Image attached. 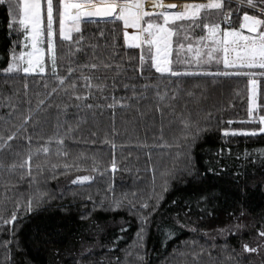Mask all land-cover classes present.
<instances>
[{"label": "trees", "instance_id": "16d2710c", "mask_svg": "<svg viewBox=\"0 0 264 264\" xmlns=\"http://www.w3.org/2000/svg\"><path fill=\"white\" fill-rule=\"evenodd\" d=\"M53 1L55 26L58 28L55 11L58 0ZM237 1L224 0L225 9H232L231 26L236 28L242 22L244 11L256 14L247 6H240ZM201 17L202 21L198 22H222V14L215 9L203 10ZM185 27H188L186 22ZM205 31L194 28L192 35H204ZM24 36L25 32L18 21H11L7 3H0V121L9 112V108L3 103L4 97L12 96L14 102L17 97L21 100L31 97L35 107L36 93H44L45 83L51 87L50 71L45 74L3 73L2 69L11 62V52L15 50L17 55L21 52ZM175 39L173 37L171 57L174 61L178 54L183 59L181 52L177 53ZM210 67L211 71H217L215 62ZM220 70H224L222 65ZM255 71L259 72V69ZM80 74L77 73L78 76ZM82 74L93 76V84L106 85L103 91L92 89V95L86 101L93 105L92 109L83 107L85 101L69 99L61 93L51 100L52 107L45 108L38 114L35 123L30 124L19 139L10 142L8 150L0 151V162L4 165L0 168V196L4 195L5 185H14L15 187H8L7 195L15 194L17 198L27 199L33 191L29 187L28 178L20 179V170L9 171L8 166L14 162H22L29 152L34 153L37 148L45 146L49 138H52V143L47 144L50 155L33 156V166L39 162L45 165L46 172L50 164L75 163L79 166L66 173L61 169L56 179H49L46 186L41 185L52 194V199L46 201L38 211L23 217L17 213L18 219L14 224L0 226V242L12 241L7 245L11 257L8 261L5 260V247L0 246V264H88L89 261L91 264H115V257H120L123 264L125 250L133 241L138 221L126 208L112 210L107 200L101 208L98 202L105 195L109 199L113 195L119 198L121 193L131 194L148 188L153 167L159 168L160 127L163 123L165 139H170L169 121L172 116L164 104L157 107L155 89L149 87L145 90L142 87L145 84H158L161 92L165 88L179 89L180 100L174 102L177 106L187 101L189 110L194 115L198 113L203 118L205 114L211 113L206 124L207 131L197 140L192 152L196 171L206 175L194 178L184 176L180 181H172V188L165 193L154 220H167L177 210L170 203L173 199L178 202L188 198L195 200L200 194H207L208 190L216 197L207 206L210 215L198 212L191 216L193 227L200 229L197 233L177 229V235L166 240L154 222L145 239L146 264H170L172 250L190 241L197 242L193 251H199V246L211 250L213 260L210 261L205 255L201 257V264H214L217 260L222 264H264V238L259 236V232L264 230V158L260 156V150L264 149V133L225 135L223 132L225 128L249 132L261 127L258 117L264 115V77L258 78V107L253 113V120L249 115V78L245 76L174 77L158 73L155 68L145 70L142 75L140 72ZM95 77L103 79L96 80ZM77 84L79 94L85 95L87 90L83 87L84 81L77 80ZM197 84L201 86L200 89L193 87ZM134 91L137 97L143 98H135ZM187 91L196 92V97L189 98ZM25 93L28 94L27 97ZM113 96L117 103L115 107H108L114 101L105 97ZM125 97L129 99H121ZM121 103L131 107H122ZM76 104L81 106L75 107ZM20 108L26 112L27 105L21 104ZM160 110L164 113L163 120ZM138 112H143L144 115L141 117ZM228 121L232 123L229 124ZM18 123V120L9 125L0 122V133L7 135L10 130H15L14 125ZM68 129L71 131L65 135ZM26 136L31 137V143L24 138ZM60 137L64 138L63 148L55 142ZM221 149L222 154H218ZM58 150L68 151V157L58 156ZM81 155L89 159H79ZM93 156L102 175L91 170L90 158ZM113 156L118 165L114 173L110 168L105 171ZM209 168L214 169V173L208 172ZM33 171L35 172L34 167ZM237 173L240 174L239 177ZM77 175H92L95 179L85 182L83 186L72 185L70 182ZM109 184L112 185L111 192L107 191ZM89 196L92 200L88 199ZM93 201L97 202L95 209ZM14 203L15 199L5 203V210L2 212L5 217L11 215ZM241 205L244 209L243 216L240 214ZM200 208H205V205L201 204ZM124 221L128 222L127 225L123 224ZM237 224L240 225L239 228L236 227ZM122 225L127 227L126 232H120ZM221 228H229L230 231L219 234L218 230ZM12 229L15 236L10 235ZM119 236H123V239L117 240ZM113 241L116 242V247L112 246ZM244 243L253 248L260 245V248L257 252L248 253L242 248ZM212 245L217 247L213 248ZM224 245L228 246L227 253L218 250ZM85 248H91L92 254L82 258L80 253ZM224 255H231L234 259L223 261Z\"/></svg>", "mask_w": 264, "mask_h": 264}, {"label": "snow or ice", "instance_id": "6c2138e0", "mask_svg": "<svg viewBox=\"0 0 264 264\" xmlns=\"http://www.w3.org/2000/svg\"><path fill=\"white\" fill-rule=\"evenodd\" d=\"M231 2V0H229ZM0 3H7V10L10 14V19L13 23L18 21L20 28L25 32V40L31 38V48L29 52L21 51L18 55L13 50L10 56V63L2 69L5 74H29L39 71L45 73L46 67L44 58L46 51L50 59V76L51 87L48 83L44 84V93H36L37 103L35 107L32 105L31 97L26 100L16 98L15 102L12 96L4 97L3 103L9 108V112L3 121L5 125L12 124L13 121L18 120L19 123L14 125L15 130H10L7 135L0 133V151H5L10 148V142L14 139H19L21 134L27 131L30 124H34L38 114L45 108L52 107L51 100L61 93L69 99L76 101H85L83 107L92 109L93 105L87 104L86 101L92 95V89L103 91L106 85L101 83L93 84V76L83 75V71L87 69L98 70L99 67L109 69L111 64L98 65L97 63H90L81 66H74V57L76 52L81 51L79 45L84 40L81 29L82 22L85 18H102L111 20L112 22H122L123 24V38L128 46L140 48L139 68L141 75L145 70L155 68L158 73L170 74L174 77L181 76H204V77H218V76H245L249 78L250 85V107L249 115L253 109L257 108V83L258 81L252 77L258 74L264 77V0H238L240 6H247L256 14H250L249 11H244L242 15V22L239 28L231 26L232 9H225L224 0H207V3H183L181 5L164 4L163 0H150L151 11L147 10L149 7L148 0H58V6L55 9L58 17V28L54 27V6L53 0H47L46 17H47V50L37 47L39 38L44 34L41 29V0H0ZM217 10L222 14V19L228 21L224 27L221 23H202L201 13L203 10ZM239 8H237V12ZM176 22H181L177 24ZM185 22L188 27H185ZM11 23L9 27L11 28ZM131 27L135 31L129 32L127 29ZM194 28H201L205 31L204 35L193 36ZM246 30V31H245ZM76 34L74 38L73 34ZM101 36L103 32L100 33ZM175 37V47L177 53L180 51H192V58L181 59L179 54L174 61L172 57L173 45ZM59 38V44H58ZM61 44H67V47L60 49ZM63 51L67 59L65 60L64 74L59 71L60 68V52ZM215 62L217 71H211V65ZM222 65L223 71L220 70ZM119 67L118 65L116 66ZM259 69V72L255 71ZM77 73H81L79 76ZM96 80H101L103 77H95ZM77 80H83V87L87 90L85 95L81 96L78 91ZM127 87V86H125ZM145 90L149 87L155 89V97L157 100V107L164 104L171 113L172 119L169 121V137L165 139L164 125L161 123L160 136L158 139L161 143L158 147L161 149V159L159 168L153 167L152 178L149 187L137 192L121 193L117 198L115 195L109 199L107 195L98 202V206L103 208L105 200L108 201L109 208L112 210H119L126 208L128 213L134 216L138 221V229L134 234L133 241L125 250L123 264H146L145 239L148 235V230L155 222L157 229L161 231L164 238L171 239L177 235V229H188L193 233H197L200 229L193 227L191 216L198 212H208V204L216 199L211 190L207 194H200L195 200L191 198L181 199L179 202L176 199L171 200V204L175 205L177 210L171 213L167 220H154L160 210L161 203L164 201L165 193L172 188V181H180L184 176L195 177L204 176L206 173L196 171L194 157L192 155L194 146L202 134L207 131L206 124L211 118V113L205 114L203 118L199 114H193L189 110L188 102L185 101L182 105L177 106L175 101L180 100V90H169L165 88L161 92L160 85L142 86ZM195 89H200V85H194ZM27 88V85H25ZM13 96L15 93L12 94ZM186 95L189 98H195L196 92L187 91ZM27 97L28 94L25 93ZM133 96L137 99L143 96H136L135 91ZM42 97V98H41ZM111 98L114 103L107 105L108 107H115L117 101L115 97ZM129 99L127 97L121 98ZM21 104H26V112L20 108ZM75 107L81 105L76 104ZM122 107H131V105H124ZM57 108L59 106H56ZM67 106H65L66 108ZM139 116H143V112H138ZM161 120H163V110H160ZM261 124H264V115L258 117ZM229 124L232 121H228ZM174 129H178L174 130ZM68 129L65 135H68ZM225 135L231 133L236 134H251L264 133V127L252 129L246 132L243 129H223ZM94 135V134H93ZM31 143V137H24ZM63 148L64 138L60 137L55 141ZM52 143V138H49L47 144ZM94 143V141H93ZM37 148L35 152H29L26 159L19 164L12 163L8 166L9 171L20 170L22 175L20 179L25 177L29 180V187L33 191L28 195L27 199L17 198L7 195L8 187H15L14 185H5L4 195L0 196V226L12 225L17 221V213L23 217L25 214L38 211L40 207L48 200L52 199V194L46 191L41 185H47L49 179H56L59 170L65 173L78 169L79 166L73 164H50L48 171L45 170V165L36 163L34 166L31 161L33 156H40L41 154L50 155V149L47 146ZM114 147V146H113ZM223 149L218 150V154H222ZM58 156L68 157V151L58 150ZM247 156L248 153H245ZM260 156L264 158V149L260 150ZM79 159H89V157L81 155ZM92 160V171L100 175V167L97 166L95 157ZM4 165L0 162V168ZM35 168V172L33 171ZM117 162L113 156L108 168L114 173L117 170ZM214 169L209 168L208 172H213ZM157 175L159 182H157ZM239 177V173L236 174ZM92 175H77L70 183L72 185L83 186L85 182L94 181ZM108 192L112 191V185L109 184ZM243 192V189H240ZM63 193H61L62 195ZM21 196L23 194H20ZM15 199L14 206L11 210V215L5 217L2 212L7 201ZM92 200V197H88ZM204 204L205 208L201 209L200 205ZM97 207V202L93 201V209ZM241 216L244 215V209L240 207ZM163 215V214H161ZM229 215H233L229 213ZM91 216V213H88ZM202 219V217H200ZM127 221L123 224L127 225ZM99 227V225H97ZM240 227L239 224L236 225ZM127 227L121 226L120 232H126ZM219 234H225L230 231L229 228H221L218 230ZM10 235L15 236L14 229L10 230ZM207 235V233H205ZM259 236L264 238V230L259 232ZM123 239V236L117 237V240ZM11 240L0 242V246L5 247V260H10V249L7 245L11 244ZM113 247H116V242L113 241ZM197 247L196 241L185 242L184 245L174 248L172 250V259L170 264H201V257L207 256L209 260H213L211 250L205 246H199V251H193ZM216 248V245H212ZM242 248L245 252H257L260 248L250 247L249 244L244 243ZM222 253L228 252V246L224 245L218 249ZM234 251V250H233ZM92 249L85 248L80 256L83 258L86 255H91ZM191 258V261H189ZM115 264H122L120 257H115ZM234 257L231 255H224L223 261H232ZM91 264V261L88 262ZM110 264V262H105ZM214 264H222L217 260ZM239 264V262H237Z\"/></svg>", "mask_w": 264, "mask_h": 264}, {"label": "rangeland", "instance_id": "374dc122", "mask_svg": "<svg viewBox=\"0 0 264 264\" xmlns=\"http://www.w3.org/2000/svg\"><path fill=\"white\" fill-rule=\"evenodd\" d=\"M165 1V0H163ZM183 3H207V0H179ZM150 2V0H148ZM238 2V1H237ZM46 5L47 0H41V29L43 31V35L39 38L37 47L44 48L47 50V17H46ZM54 6V1H53ZM148 10V9H147ZM151 11V10H149ZM221 26L224 27L228 24V21H224L222 19ZM54 27L55 24H54ZM239 28V27H238ZM81 29L83 32L84 40L81 41L79 47L81 51L76 52L74 57V66H81L90 63H97L98 65L111 64L112 67L109 69H105L104 67H99L98 70L87 69L84 70L83 73L86 74H96V73H116V74H127V73H138L140 72L139 68V56H140V48L134 46L126 45L123 38V24L122 22H112L111 20L104 21H84L81 24ZM129 32L135 31L129 27L127 29ZM246 31V30H245ZM101 32L103 35L101 36ZM26 35V34H25ZM74 38L76 34L74 33ZM67 47V44H61L60 49H64ZM31 38L29 37L25 40V36L23 38L22 50L23 52L31 51ZM183 59L184 58H192V51H180ZM61 60H60V68L59 71L61 74H64V69L66 67L65 60L67 59L66 54L61 51L60 52ZM44 64L46 67L45 73L50 71V59L49 54L46 51ZM119 66L118 68L116 66ZM40 73L39 71L29 74H45ZM260 75L258 74L255 77H252L258 81ZM257 89V107H258V83L256 86ZM251 112V119L255 120L254 111ZM261 123V122H260ZM261 127H264V124H261ZM247 132V131H246Z\"/></svg>", "mask_w": 264, "mask_h": 264}, {"label": "bare ground", "instance_id": "6f19581e", "mask_svg": "<svg viewBox=\"0 0 264 264\" xmlns=\"http://www.w3.org/2000/svg\"><path fill=\"white\" fill-rule=\"evenodd\" d=\"M163 3L164 4H175V5H181L182 4V2L179 0H165V1H163ZM148 10H151L150 2H149Z\"/></svg>", "mask_w": 264, "mask_h": 264}, {"label": "crops", "instance_id": "0c3cea01", "mask_svg": "<svg viewBox=\"0 0 264 264\" xmlns=\"http://www.w3.org/2000/svg\"><path fill=\"white\" fill-rule=\"evenodd\" d=\"M94 20H97V21H104L106 19H102V18H85V21H94Z\"/></svg>", "mask_w": 264, "mask_h": 264}]
</instances>
